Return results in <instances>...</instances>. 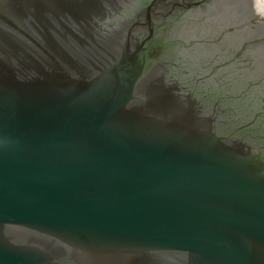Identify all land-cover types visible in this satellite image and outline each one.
<instances>
[{
	"label": "water",
	"instance_id": "water-1",
	"mask_svg": "<svg viewBox=\"0 0 264 264\" xmlns=\"http://www.w3.org/2000/svg\"><path fill=\"white\" fill-rule=\"evenodd\" d=\"M207 1L0 0V264H264V0L199 80Z\"/></svg>",
	"mask_w": 264,
	"mask_h": 264
},
{
	"label": "flooded vegetation",
	"instance_id": "flooded-vegetation-1",
	"mask_svg": "<svg viewBox=\"0 0 264 264\" xmlns=\"http://www.w3.org/2000/svg\"><path fill=\"white\" fill-rule=\"evenodd\" d=\"M222 1L226 0H208V4L206 3L199 5L200 7L197 9V11H194L193 13L197 14L202 12L205 17L204 19L197 18V20H192L189 15L187 16L188 21L186 22L185 26L187 30L185 33H193V42L190 44H188L187 42V45L180 49V54L181 57L184 58V61L186 60V62H188L187 64H196L192 59V54L196 52L194 51L195 48L213 50L212 53L208 55H203L199 59V62L201 64L200 66H202L203 68H209V70L207 71L208 73L206 75H199L195 79L202 80L207 76H210L212 78H218L219 73L221 72L220 69V72L217 74L215 70L211 67H215L214 65H216L217 67L219 62H222L227 53L231 54L229 27L227 23V10H225V12H223L219 16L214 14V12L216 13V11L221 8L220 3ZM249 1L252 0H246L245 2ZM256 25H254L255 28L257 27ZM193 29L196 33V36H194ZM180 36L184 37L183 33ZM187 37L189 36L185 35L184 38L186 39ZM181 61L183 60L181 59ZM210 64L212 65L211 67L208 66ZM225 69L227 70V68ZM193 75H196V73H190V76Z\"/></svg>",
	"mask_w": 264,
	"mask_h": 264
}]
</instances>
